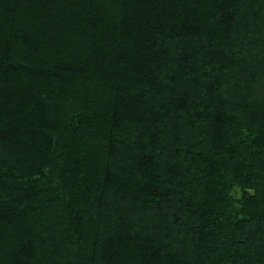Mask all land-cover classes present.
I'll use <instances>...</instances> for the list:
<instances>
[{
  "label": "trees",
  "instance_id": "trees-1",
  "mask_svg": "<svg viewBox=\"0 0 264 264\" xmlns=\"http://www.w3.org/2000/svg\"><path fill=\"white\" fill-rule=\"evenodd\" d=\"M0 264H264V0H0Z\"/></svg>",
  "mask_w": 264,
  "mask_h": 264
}]
</instances>
